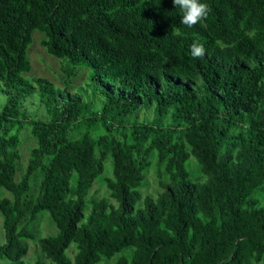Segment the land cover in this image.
I'll return each instance as SVG.
<instances>
[{
  "label": "trees",
  "instance_id": "obj_1",
  "mask_svg": "<svg viewBox=\"0 0 264 264\" xmlns=\"http://www.w3.org/2000/svg\"><path fill=\"white\" fill-rule=\"evenodd\" d=\"M201 2L189 28L172 0H0V264H264V0ZM35 30L64 86L24 75ZM154 157L162 191L144 196ZM108 158L116 202L88 199ZM44 211L57 233L28 261Z\"/></svg>",
  "mask_w": 264,
  "mask_h": 264
},
{
  "label": "rangeland",
  "instance_id": "obj_2",
  "mask_svg": "<svg viewBox=\"0 0 264 264\" xmlns=\"http://www.w3.org/2000/svg\"><path fill=\"white\" fill-rule=\"evenodd\" d=\"M45 38V34L39 30H35L33 32V42L30 44L28 48V56L31 60V68L30 71L25 73L24 75L28 79H32L35 76H44L53 81L56 85L64 86L62 83V69H61V60L57 57L51 56L45 50L42 40ZM86 77V69H81V71L77 74V76L73 79V83L71 87H76V85L81 84ZM71 90H74L73 88ZM37 113L39 115H43L44 112L42 109ZM22 142L20 145L21 150V159H20V168L17 172V179L21 178V175L26 170L28 159L30 156L31 149L36 145V139L26 130L21 135ZM188 168L195 174L198 178H202L203 174L200 170V164L192 157ZM112 160L108 158L105 163V171L100 178H98L88 196L90 199L92 196H96L99 198H107L111 202H116L115 198L112 197L111 192L106 184V177L112 176ZM146 177L143 182L142 187L140 188L142 194L152 195L157 197L160 191H162V187L159 183V176L156 165V157L153 158L152 165L145 171ZM39 176H35V180L33 181V186L35 189L38 188L39 185ZM1 196L11 197V193L2 188L0 190ZM255 197H259L264 204V185L257 190L254 194ZM91 203H88L90 207ZM30 231L34 234V238L25 239L26 243V253L25 258L28 261H48L45 257V254L41 248L39 239L42 237H46L49 235H54L57 233V227L52 221L51 215L49 212L44 211L39 214V216L30 223L29 225ZM5 241V231L3 227V216L0 211V243ZM76 247L75 245H71L69 248L70 254L73 256L75 253ZM130 253L129 251L127 252ZM118 255L114 256L111 259H103L99 264H116ZM253 264H261V263H253Z\"/></svg>",
  "mask_w": 264,
  "mask_h": 264
},
{
  "label": "clouds",
  "instance_id": "obj_3",
  "mask_svg": "<svg viewBox=\"0 0 264 264\" xmlns=\"http://www.w3.org/2000/svg\"><path fill=\"white\" fill-rule=\"evenodd\" d=\"M172 2L182 13L181 23L189 28L206 20L211 12L209 5L201 0H172ZM190 53L193 58H202L205 55V48L199 42H193Z\"/></svg>",
  "mask_w": 264,
  "mask_h": 264
}]
</instances>
